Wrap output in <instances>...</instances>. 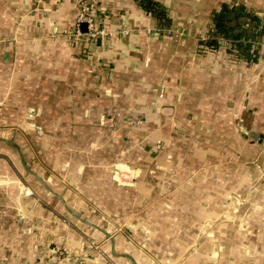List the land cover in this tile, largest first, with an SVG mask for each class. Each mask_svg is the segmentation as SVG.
Masks as SVG:
<instances>
[{
	"label": "crops",
	"instance_id": "crops-1",
	"mask_svg": "<svg viewBox=\"0 0 264 264\" xmlns=\"http://www.w3.org/2000/svg\"><path fill=\"white\" fill-rule=\"evenodd\" d=\"M158 1L167 10L169 25L162 26L140 0H101L95 13L107 34L75 38L64 31L75 26L78 0H0V264H53L51 246L61 244L65 250L59 264H154L124 233L108 237L84 223L99 244L92 248V240L83 234L66 232L43 216L39 197L44 207L52 204L57 210L89 207L81 199L69 200L73 192L60 182L51 189L48 179L30 167L27 153L15 149L22 144L15 132L28 126L24 115L31 106L43 112L54 107L55 120H42L45 135L76 147L61 154L56 169L87 197L114 201L119 194L113 210L136 209L137 228L163 226L158 202L165 187L175 195L174 204L188 202L189 194L210 195L214 211L222 209L215 195H240V210L251 211L245 224L252 232L237 234L236 245L204 243L192 252L186 249L197 238L179 237L185 243V264H264V137L260 142L243 137L237 126V116L248 115L251 130L264 133V90L254 88L255 66L264 65V42L256 62L240 57V65L228 68L227 58H215L217 50L209 52L213 59L206 51L200 53L213 29L214 12L228 0ZM115 105L122 106V114L130 108L143 113L146 121L132 126L123 117L106 129L98 120ZM191 115L201 132L181 134L179 125L187 124ZM223 141L233 149L229 164L205 168L208 158L221 157ZM88 144L97 146L98 153L90 156L89 150L78 148L88 149ZM109 150L114 152L111 158L106 156ZM117 159L142 167L137 185L112 180L108 165ZM199 167V179L186 183L189 170ZM174 179L183 181L175 185ZM130 196L135 197L131 205ZM194 226L198 232L202 222Z\"/></svg>",
	"mask_w": 264,
	"mask_h": 264
},
{
	"label": "rangeland",
	"instance_id": "rangeland-1",
	"mask_svg": "<svg viewBox=\"0 0 264 264\" xmlns=\"http://www.w3.org/2000/svg\"><path fill=\"white\" fill-rule=\"evenodd\" d=\"M101 1V0H100ZM79 2V1H78ZM99 2V1H98ZM228 2L231 3H245L249 8L257 11L261 15L264 14V0H228ZM80 7V3H79ZM213 30V29H212ZM210 30L209 34L204 37V44H202L201 52L204 51L205 54H209V52H213L214 50H217V53L215 54V58L220 59H228L227 60V67H230V64H238L240 62H236L238 60V57L236 52L230 48H227V43H223L222 47H210L206 44V39L210 37V34L212 32ZM66 34L67 32L64 31ZM167 32L169 33L170 31ZM175 31L173 30L172 33ZM69 36V35H68ZM226 46V47H225ZM226 48L228 50H226ZM211 55V56H210ZM219 55V56H218ZM204 56V55H203ZM207 57V56H205ZM209 57H214V54L210 53ZM233 67V66H232ZM255 67H258L255 70V83L254 88L255 91L264 90V65L263 64H256ZM258 85L259 87H255ZM53 106V105H52ZM51 106V107H52ZM123 106L128 109L129 106L125 103ZM122 106H113L110 112H106L103 115L100 116L99 122L100 124L105 127L106 129H111L112 127H116L118 122H122L124 117V122H127L128 120L129 124L132 126L134 125H141L146 120L143 115V113H137L136 111H133V108H130V112L127 114H122ZM40 109L37 106H31L27 109L26 115H24V119L26 122H28V126H22L15 132L14 137L16 139H22V144L15 146V149L19 150L21 153H24L27 157L30 159V167L36 171H40L42 174V177L48 179L49 181V187L52 189V185L54 183L59 182L63 184L64 186L68 188V190H71L73 193L68 195L69 200H83L86 202V204L89 207V210H57L54 208L52 204H47V206L44 207L43 198L39 197L41 201L38 202L41 206H43V216L45 215L47 218L59 222L61 224V228L66 231H77L79 234H83V236H86V239L92 240V248H96L99 246L97 242L94 240L95 238L91 236V233L87 229V226L84 224L86 223L89 228L98 229L99 231H102L105 236H112L117 233H124L129 237V239L134 240L135 244L139 246L140 249H142L144 252L147 253V255L154 260V264H185V259L182 257L183 250H181L182 244L185 243L182 242L181 238L187 239V234L189 236H195L197 239L192 242V244L186 249L187 252H192L196 250L198 247L203 246L204 243H211V245L217 244V245H226V247H229L230 245H236L238 242H236V235L242 234V233H251L252 227L245 224L246 219L248 218L247 215L251 212H247L245 209L243 212L240 210V205L244 202L239 194H235L233 192H228L224 196L215 195V198H218V201L221 202L222 209L221 210H215L210 207L211 204H209V199L211 198L210 195H200V194H189L187 196L188 202H184L181 204H174L173 201L175 200V195H170L165 189H163V192L159 195V204L163 206V209L161 210V215L159 216V220L164 223L163 226H149L146 225L137 228L136 223L134 222V217L137 215L138 211L136 209L129 210H120L115 211L114 204H116L120 198V195L118 194L115 196V200L112 201L110 198L105 199L102 195L100 196H92L87 197L84 194H82L79 190V186L76 183H73L64 173L62 170L61 172L56 169L55 166H57V162L61 158V154L67 153L69 154L71 150H76V147L68 146L66 143L60 145L59 140L55 142L54 137L51 135H45V129L42 123V120L48 122H53L57 115L54 114L53 108L47 109L46 112H43L40 110V117H39V111ZM248 118H244L241 116H237V126L238 130L241 133L243 137L249 138L250 135L246 134L244 131L246 129L251 130L252 124V117L248 116ZM195 117L194 115H191L190 118H188L187 124H180L179 127L181 130V134H189L192 130L195 132L200 133L202 128L197 127L195 128V120H193ZM40 119V120H39ZM181 119V117L179 118ZM182 120V119H181ZM108 122H111V124H108ZM180 123V121H179ZM188 123H192L193 125H188ZM190 129H187L186 126ZM3 130V129H2ZM257 131L256 129H253ZM192 131V132H193ZM4 132V130H3ZM54 131H50L49 133H53ZM111 133V131H109ZM183 132V133H182ZM187 132V133H186ZM259 132V131H257ZM179 133V132H178ZM223 132H221L222 135ZM220 134V133H219ZM252 138V137H251ZM222 139V138H221ZM228 141V139H226ZM63 142V141H62ZM263 143V142H262ZM261 143V144H262ZM225 144V145H224ZM87 146L88 149H83L82 147H78L81 150H89V155H95L98 153L97 146L91 147L90 144ZM219 148V145H217ZM114 148V147H112ZM229 147L224 141L221 145V157L218 158L217 156H212L209 159V162H205L203 165L205 168L208 169V167L212 168V165L215 167H218V164H222L223 167L225 165L229 164L230 160V153L229 150L233 149ZM185 150V148H183ZM188 151H192V149L188 148ZM112 151H106V156L113 157ZM63 156V155H62ZM68 160H70V157H67ZM216 161H210V159H214ZM239 160V159H238ZM67 165L69 166V161L67 162ZM111 168V178L114 182H116L117 185H127V186H135L137 185V182L142 177V167L140 165H137L132 162L131 160L127 159H117L116 161L111 162L108 167ZM192 169L189 170V176L187 177L186 183H191L195 179H199L197 177L198 170ZM206 169V170H207ZM201 173V172H200ZM36 177V175H34ZM149 180V179H148ZM147 180V181H148ZM175 180V185L181 184L183 181H179L178 179ZM40 184V182L38 180ZM25 186L29 187L28 184L24 183ZM51 185V186H50ZM46 192L49 193V195H53V190H49L48 187L45 188ZM165 190V191H164ZM28 196L34 197L37 199L39 196L37 193H30ZM48 200V197H46ZM46 202V200H44ZM129 205L131 203H134L135 197L130 196L129 197ZM48 203V201H47ZM157 203V204H158ZM128 205V206H129ZM180 205V206H178ZM234 205L235 208L233 212L230 211L231 206ZM106 206V208H104ZM126 206V207H128ZM213 206V205H212ZM242 206V205H241ZM207 207V208H206ZM110 208V209H107ZM202 208H205L202 213ZM146 212V211H143ZM70 213V214H69ZM142 213V212H141ZM163 213V214H162ZM146 213H143L142 216H144ZM21 218L25 217L24 213L19 214ZM120 217V218H118ZM125 217L126 219H122ZM118 218V219H117ZM25 219V218H24ZM82 221V222H80ZM197 221L202 222V227H199L198 232L200 235L195 234L194 232L198 233L195 230L194 223ZM176 222V223H175ZM156 224V222H154ZM178 223V224H177ZM153 224V225H155ZM165 228V229H162ZM168 229V232L166 231ZM198 233V234H199ZM219 238H218V237ZM231 236V238H230ZM181 237V238H179ZM210 239H212L210 241ZM99 242V241H98ZM53 244V243H51ZM51 246V245H50ZM87 248V247H86ZM90 247V249H92ZM65 250L64 246L60 245H52L51 251L53 253V264L56 263L58 260V254L59 250ZM88 249V248H87ZM86 249V250H87ZM90 249L88 251H90ZM186 254V253H185ZM52 255V254H51ZM56 256V259H55ZM234 260L233 258H231ZM236 261V260H235ZM228 264H233V261L229 262Z\"/></svg>",
	"mask_w": 264,
	"mask_h": 264
},
{
	"label": "trees",
	"instance_id": "trees-1",
	"mask_svg": "<svg viewBox=\"0 0 264 264\" xmlns=\"http://www.w3.org/2000/svg\"><path fill=\"white\" fill-rule=\"evenodd\" d=\"M140 4L153 13L162 26L169 25L165 6L158 0H140ZM213 30L206 44L218 47L223 41L230 45L238 57L256 62L260 56V47L264 42V14L249 8L244 3L224 1L214 12Z\"/></svg>",
	"mask_w": 264,
	"mask_h": 264
},
{
	"label": "built area",
	"instance_id": "built-area-1",
	"mask_svg": "<svg viewBox=\"0 0 264 264\" xmlns=\"http://www.w3.org/2000/svg\"><path fill=\"white\" fill-rule=\"evenodd\" d=\"M80 3V11L76 19L75 26L73 29L67 30V35L73 36L75 38L88 37H98L99 35L107 34V30L103 25H99L98 18L95 13L96 4L100 0H78ZM86 23L87 28L83 29L82 24ZM63 255V250H59L57 261L55 264H59L60 259Z\"/></svg>",
	"mask_w": 264,
	"mask_h": 264
},
{
	"label": "water",
	"instance_id": "water-1",
	"mask_svg": "<svg viewBox=\"0 0 264 264\" xmlns=\"http://www.w3.org/2000/svg\"><path fill=\"white\" fill-rule=\"evenodd\" d=\"M82 28L86 29L87 28V24L83 23L82 24ZM244 132L246 134L250 135L251 137L255 138L257 142H260L262 140V137H264V133H260V132H257L255 130L246 129Z\"/></svg>",
	"mask_w": 264,
	"mask_h": 264
}]
</instances>
